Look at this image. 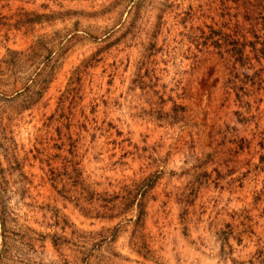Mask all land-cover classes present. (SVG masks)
Listing matches in <instances>:
<instances>
[{
  "label": "rangeland",
  "instance_id": "1",
  "mask_svg": "<svg viewBox=\"0 0 264 264\" xmlns=\"http://www.w3.org/2000/svg\"><path fill=\"white\" fill-rule=\"evenodd\" d=\"M0 264H264V0H0Z\"/></svg>",
  "mask_w": 264,
  "mask_h": 264
}]
</instances>
